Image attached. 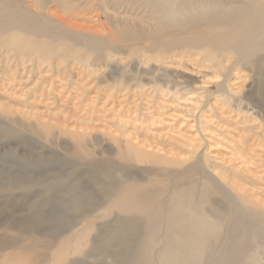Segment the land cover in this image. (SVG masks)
<instances>
[{
    "label": "rangeland",
    "instance_id": "1",
    "mask_svg": "<svg viewBox=\"0 0 264 264\" xmlns=\"http://www.w3.org/2000/svg\"><path fill=\"white\" fill-rule=\"evenodd\" d=\"M233 1L238 6L250 2ZM36 2L22 0L9 6H20L38 15L39 21L94 40L108 39L119 28L147 33L151 24L144 8L124 0ZM195 17L202 16L189 14L192 20ZM37 23L0 31V235L6 232L13 238L14 232L4 227L18 219L22 227L45 235L67 230L62 236L71 242L69 257H79L86 250L88 260L105 258L110 263L108 254L92 248L95 241L110 253L119 249L115 239L101 241L97 236L99 229L105 230L114 217L123 215L116 207L103 209L111 200L97 182L105 171L118 179L117 171H126L135 179L136 191L163 193L144 198L160 199L168 196L163 187L169 181L200 163L233 196L264 208V71L255 74L236 64L231 44L226 43L234 36H219L217 30L220 26L233 29V24L217 22L207 25L210 30L204 26L185 30L181 39L198 41L196 47L149 50L151 43L173 33L118 43L119 50L107 64L91 65L80 53L61 58L57 46L50 53L30 50L27 42L36 31L31 25ZM208 43L221 49L218 59L204 51ZM131 45L139 49L133 51ZM127 156L130 162L125 161ZM77 181L79 193L51 189L52 184L72 187ZM77 194L86 195L80 200H90L99 209L73 210L71 197ZM219 202L226 204L225 199ZM222 244L225 241L210 260L223 258V253L216 254ZM158 248L151 257L154 264L159 260ZM37 252L31 249L19 258ZM3 261L1 255L0 264Z\"/></svg>",
    "mask_w": 264,
    "mask_h": 264
},
{
    "label": "bare ground",
    "instance_id": "2",
    "mask_svg": "<svg viewBox=\"0 0 264 264\" xmlns=\"http://www.w3.org/2000/svg\"><path fill=\"white\" fill-rule=\"evenodd\" d=\"M21 1L1 0L0 26L4 27L0 31L21 29L22 24L38 22L31 25V30L36 31L33 32L32 40L27 42V47L34 52L50 53L52 47L57 46L61 49V58L69 53H80V57L91 65L98 62L107 64L113 53L119 50L118 43H138L173 33L166 39L151 43L149 50L170 51L188 46L196 47L199 45L198 41L181 39L185 30L200 26L210 30L211 27L207 25L225 22L233 24V29L220 26L217 30L220 31L219 36H234L233 40L226 43L231 44L229 50L235 54L236 64L245 66L255 74H262L264 71V0H250L244 6L234 5L233 0H124L129 6L138 5V8H144V12L150 14L151 24L147 33L119 28L108 39L100 40L77 36L54 25L55 23L39 21L36 18L38 15L20 6H9ZM34 1L41 3L44 0ZM100 3L107 7V2ZM189 14H200L202 17L192 20ZM225 31L227 33H223ZM14 43H19L17 36ZM130 48L133 51L139 49L136 45H131ZM204 51L213 60L218 59L221 53V49L211 43L204 46ZM124 159L130 162L128 156ZM125 172L117 171L116 175L121 178L118 179L112 178L110 171H105L103 179L97 181L102 192L111 198L107 202L108 206L103 207L104 211H111L112 207H116L123 214L114 217L105 230L99 229L97 233L101 241L115 239L119 248L116 252L110 253L107 246H98L95 241L92 242L93 249L97 248L102 255L108 254L110 263H106L105 258L94 262L88 260L85 257L88 252L86 250L81 251L83 255L79 257H69L71 242L68 236H62L67 230L57 235H45L33 227H22L23 221L18 219L14 225L4 227L5 231L14 232L13 238L8 237L6 232L0 235V251L4 253L1 254L4 260L2 264H154L151 257L157 246V264H264V208H257V205L254 206L241 196H233L231 191L212 179L200 163L191 165L190 171L169 181L163 187L169 194L160 199L144 198L152 197L155 195L152 192L156 190L149 189L147 193L136 191L133 184L135 179ZM128 181L132 183L125 184ZM163 184L164 181L161 180V185ZM1 187L0 185V189ZM61 187L65 194L70 195V192L79 193L77 191L80 186L78 181L72 187L68 184L51 185L53 190ZM147 187L144 189L147 190ZM162 194L161 191L157 193L159 196ZM80 195L71 197L73 210L92 213L99 209V205L90 200H80L86 196ZM214 196L220 201L225 199L226 204L222 205ZM152 203L153 208L149 210ZM141 213L144 215H140ZM233 229L237 230L234 236ZM61 236L60 242L53 243ZM25 237H28V242L23 244ZM43 237L49 240L44 241ZM235 237L238 239L228 248L226 244ZM223 241L225 244L216 253H223V258L218 262L210 260L214 249ZM31 249L38 252L20 260L19 256Z\"/></svg>",
    "mask_w": 264,
    "mask_h": 264
}]
</instances>
